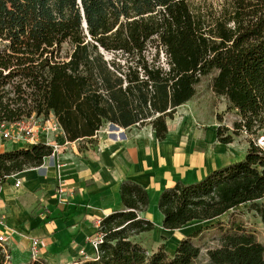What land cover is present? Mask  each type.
I'll return each instance as SVG.
<instances>
[{
    "label": "trees",
    "instance_id": "trees-1",
    "mask_svg": "<svg viewBox=\"0 0 264 264\" xmlns=\"http://www.w3.org/2000/svg\"><path fill=\"white\" fill-rule=\"evenodd\" d=\"M189 1L0 0V124L52 117L66 142L87 145L105 124L150 125L160 142L166 119L211 77L213 94L236 115L231 134L216 129L217 141L249 138L241 160L160 193L163 230L215 221L181 239L172 256L162 249L148 254L134 240L154 225L143 217L147 192L124 181L122 209L99 221L96 256L81 264H193L200 251L191 239L208 229L219 232L218 247L206 253L209 264H264V245L252 232L231 215L219 221L248 205L264 223V152L255 143L264 141V0H224L206 15ZM52 153L41 143L1 152L0 183L40 167ZM6 256L0 248V264H10Z\"/></svg>",
    "mask_w": 264,
    "mask_h": 264
},
{
    "label": "crops",
    "instance_id": "crops-1",
    "mask_svg": "<svg viewBox=\"0 0 264 264\" xmlns=\"http://www.w3.org/2000/svg\"><path fill=\"white\" fill-rule=\"evenodd\" d=\"M193 100L194 97L166 119L167 133L160 142L150 125L122 129L107 124L95 134L92 145L82 148L78 142H66L61 132L56 137L47 135L49 143L58 140L60 150L45 158L40 167L0 183V234L8 237L9 263L32 262L29 247L34 239L43 243L37 260L44 264L70 263L80 250L92 256L88 240L96 237L101 219L122 209L119 187L124 181L143 188L148 206H152L163 190L177 182L199 181L213 170L241 160L242 157L234 160L232 143L217 141L215 124H194L197 107ZM179 113L183 117H178ZM36 136L44 142L43 134L38 132ZM27 148L0 141V153ZM18 179L21 184L15 188ZM148 208L143 217L153 221L152 232L160 231V237L187 236L184 234L189 232L185 230L188 225L163 230L161 220L155 222Z\"/></svg>",
    "mask_w": 264,
    "mask_h": 264
},
{
    "label": "rangeland",
    "instance_id": "rangeland-1",
    "mask_svg": "<svg viewBox=\"0 0 264 264\" xmlns=\"http://www.w3.org/2000/svg\"><path fill=\"white\" fill-rule=\"evenodd\" d=\"M223 2L224 0H190L189 6L194 13L206 15L210 11L212 13L218 10ZM1 47L2 46L0 44V50ZM66 51L67 47L66 45H63L62 55H64ZM149 53L150 54L148 55V59H150L151 55L154 53L153 49H150ZM159 60L160 63L164 65L165 57L161 51L159 53ZM193 97V101H195L197 107V111L194 115V124L196 126L199 125L206 127V125L209 126L210 124H215L217 128H227V134H231L232 123L236 120L235 112L233 110L227 109V103L223 98L216 97L213 94L211 90V77H207L200 82V84L196 87L195 95ZM178 117H183V113H179ZM38 124L39 126L41 125L40 122ZM106 125L107 124L103 125L102 127ZM7 128L9 130V127H6V129ZM54 136L56 137V134ZM248 139V136L244 133H240L238 136H233L232 145L234 150V160H237L241 157L243 158L248 147ZM55 142L58 145V140H56ZM84 143L81 142L78 147H85ZM255 143L264 152L263 139L260 137L255 140ZM59 150L60 147H58L56 152H58ZM260 203H264V199L258 201V204ZM148 207V214L154 217L155 222L160 221L161 215L157 210L156 204ZM229 215H231L232 220L242 223L248 231L256 234L259 242L264 245V223L254 211L248 210V205L240 206L235 210L230 211L228 214L221 217L219 221L225 222ZM150 222L153 223L152 220H150ZM212 223H215V221ZM212 223L210 222V224ZM210 224L193 222L185 228V230H188L189 232L184 235L193 233L194 231L202 228L204 225L206 226ZM159 233L160 231L157 230L155 232L151 231L149 233L140 234L134 237V240L139 243L148 254L162 249L168 256H172L179 239L185 238V236L183 235L181 236V238L178 235L174 237L172 236L173 234H165V237H160ZM218 238L219 232L216 229H208L202 231L199 235L191 239L192 244L198 247L200 251L198 258L193 262V264H209L206 253L208 250H212L218 247Z\"/></svg>",
    "mask_w": 264,
    "mask_h": 264
},
{
    "label": "built area",
    "instance_id": "built-area-1",
    "mask_svg": "<svg viewBox=\"0 0 264 264\" xmlns=\"http://www.w3.org/2000/svg\"><path fill=\"white\" fill-rule=\"evenodd\" d=\"M39 122L40 121H37L31 117L28 120H23L21 122L11 125L0 124V141L2 143L9 141L16 142L22 145H26L29 148L32 145L41 143L38 137L36 136L37 133L40 132L44 136V142L41 144L49 145L52 148L53 153H55L59 146L56 144V142L49 143L46 138L47 135L49 134L53 136L59 132L62 133L59 125L54 120H51V118L47 119L44 122H40L41 127L38 124ZM6 127H9V130L8 128L6 129ZM20 184L21 181L18 179L15 181L14 187L18 188ZM1 225H3V220L0 218V226ZM7 242H8V237L5 234H0V248L2 249L3 253L6 255H7L6 253ZM88 242L92 250V256H89L83 250H80L77 254V257L73 261H71L70 263H62V264H81L83 261L93 259L96 256L98 244L101 242V240L99 237H94L92 239H89ZM42 246L43 243L39 239H34L31 241L29 252L32 262L38 261L37 253L40 247ZM6 259H8V256H6Z\"/></svg>",
    "mask_w": 264,
    "mask_h": 264
},
{
    "label": "water",
    "instance_id": "water-1",
    "mask_svg": "<svg viewBox=\"0 0 264 264\" xmlns=\"http://www.w3.org/2000/svg\"><path fill=\"white\" fill-rule=\"evenodd\" d=\"M84 28L86 27V24H85V22H83V25H82ZM112 126H114V125H112Z\"/></svg>",
    "mask_w": 264,
    "mask_h": 264
}]
</instances>
